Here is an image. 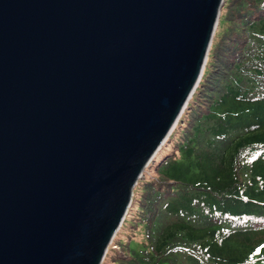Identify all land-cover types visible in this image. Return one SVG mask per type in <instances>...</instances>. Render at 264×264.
Instances as JSON below:
<instances>
[{
  "label": "water",
  "instance_id": "95a60500",
  "mask_svg": "<svg viewBox=\"0 0 264 264\" xmlns=\"http://www.w3.org/2000/svg\"><path fill=\"white\" fill-rule=\"evenodd\" d=\"M225 1L0 0V264L104 263Z\"/></svg>",
  "mask_w": 264,
  "mask_h": 264
},
{
  "label": "trees",
  "instance_id": "16d2710c",
  "mask_svg": "<svg viewBox=\"0 0 264 264\" xmlns=\"http://www.w3.org/2000/svg\"><path fill=\"white\" fill-rule=\"evenodd\" d=\"M103 264H264V0H226L202 79Z\"/></svg>",
  "mask_w": 264,
  "mask_h": 264
},
{
  "label": "clouds",
  "instance_id": "9594fccd",
  "mask_svg": "<svg viewBox=\"0 0 264 264\" xmlns=\"http://www.w3.org/2000/svg\"><path fill=\"white\" fill-rule=\"evenodd\" d=\"M177 126V125H176ZM176 128V127H175ZM174 131V130H173ZM168 140V139H167ZM153 161V160H152ZM131 207V206H130ZM130 209V208H129ZM129 212V211H128ZM128 214V213H127ZM127 216V215H126ZM123 225V224H122ZM122 227V226H121ZM116 237V236H115ZM115 239V238H114ZM114 241V240H113ZM113 244V242H112ZM112 248V247H111ZM110 250V249H109ZM109 252V251H108ZM107 256V255H106Z\"/></svg>",
  "mask_w": 264,
  "mask_h": 264
},
{
  "label": "rangeland",
  "instance_id": "374dc122",
  "mask_svg": "<svg viewBox=\"0 0 264 264\" xmlns=\"http://www.w3.org/2000/svg\"><path fill=\"white\" fill-rule=\"evenodd\" d=\"M112 248H116L115 246H112Z\"/></svg>",
  "mask_w": 264,
  "mask_h": 264
}]
</instances>
